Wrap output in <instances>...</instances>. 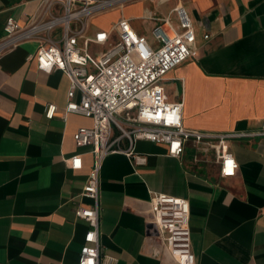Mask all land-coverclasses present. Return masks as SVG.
Listing matches in <instances>:
<instances>
[{
	"label": "crops",
	"instance_id": "obj_1",
	"mask_svg": "<svg viewBox=\"0 0 264 264\" xmlns=\"http://www.w3.org/2000/svg\"><path fill=\"white\" fill-rule=\"evenodd\" d=\"M134 4L143 6V17L133 21L149 23V40L123 16ZM176 6L196 43L195 57L162 83L168 101H181L182 126L257 132L264 119V0H137L123 4L117 18L128 19L155 48L151 30L158 22L147 17L174 22ZM41 10L42 0H0V37L6 18L24 26ZM97 15L84 37L109 29H89ZM35 50L28 41L0 56V264H76L88 227L73 211L91 205L80 194L93 159L87 148H75L72 135L91 121L63 116L68 80L59 71H38L28 59ZM48 104L56 108L50 120ZM226 147L237 166L226 178L218 175L213 151L196 152L190 144L171 158L164 145L137 140L132 153L143 159L137 165L122 153L107 155L97 186L100 257L113 264H174L148 224L149 199L165 194L188 203L194 264H264V136ZM77 153L81 166L71 170L65 160Z\"/></svg>",
	"mask_w": 264,
	"mask_h": 264
},
{
	"label": "built area",
	"instance_id": "obj_2",
	"mask_svg": "<svg viewBox=\"0 0 264 264\" xmlns=\"http://www.w3.org/2000/svg\"><path fill=\"white\" fill-rule=\"evenodd\" d=\"M137 0H42L40 15L21 26L6 18L0 37V56L23 42L33 41L36 50L28 59L38 71L61 72L68 80L63 113L89 118V128H78L72 135L75 148H87L92 156L81 197L91 201L88 207H76L74 216L85 222L82 244L76 264H113L100 257L98 242V172L109 154L122 153L137 165L143 159L132 153L137 140L162 144L168 157L179 158L184 146L196 152L213 151L220 178L231 177L236 163L226 142L252 136H264V119L255 133H211L188 130L181 122V101L167 100L164 76L196 55L195 35L182 8L174 7L169 17L156 20L151 30L157 46L146 40L121 15L108 30L84 37L87 21L94 15ZM57 7V13L50 12ZM207 36L204 35L203 39ZM100 50L90 51V47ZM55 106L48 104L44 117L50 120ZM81 154L65 160L71 170L81 166ZM196 162V158H193ZM148 224L162 250L174 264H194L188 228L189 206L185 199L154 194L148 201Z\"/></svg>",
	"mask_w": 264,
	"mask_h": 264
},
{
	"label": "rangeland",
	"instance_id": "obj_3",
	"mask_svg": "<svg viewBox=\"0 0 264 264\" xmlns=\"http://www.w3.org/2000/svg\"><path fill=\"white\" fill-rule=\"evenodd\" d=\"M146 6V3L142 4ZM143 6L133 5L132 7H127L123 10V16L129 18L130 21L135 23V28L140 30L144 35L147 36L149 40V23L148 22H140L133 21L134 19H140L143 17ZM117 18V8H113L110 10H106L101 12L97 16H95L90 23V30H94L96 28H108L111 26Z\"/></svg>",
	"mask_w": 264,
	"mask_h": 264
}]
</instances>
